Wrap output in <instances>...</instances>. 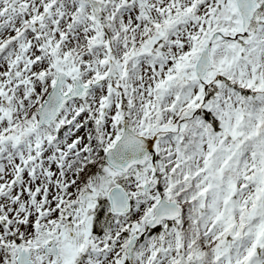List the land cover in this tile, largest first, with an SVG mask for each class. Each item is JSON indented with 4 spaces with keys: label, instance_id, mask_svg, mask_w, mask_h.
Masks as SVG:
<instances>
[{
    "label": "snow or ice",
    "instance_id": "snow-or-ice-1",
    "mask_svg": "<svg viewBox=\"0 0 264 264\" xmlns=\"http://www.w3.org/2000/svg\"><path fill=\"white\" fill-rule=\"evenodd\" d=\"M0 264H264V0H0Z\"/></svg>",
    "mask_w": 264,
    "mask_h": 264
}]
</instances>
